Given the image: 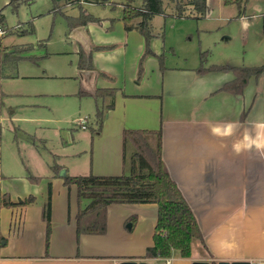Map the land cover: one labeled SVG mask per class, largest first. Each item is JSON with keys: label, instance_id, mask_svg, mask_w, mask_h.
Wrapping results in <instances>:
<instances>
[{"label": "crops", "instance_id": "obj_1", "mask_svg": "<svg viewBox=\"0 0 264 264\" xmlns=\"http://www.w3.org/2000/svg\"><path fill=\"white\" fill-rule=\"evenodd\" d=\"M12 1L0 0L6 19L14 13ZM54 8L33 19L53 15ZM102 19L101 26L72 32L67 27L62 49L46 52L45 45L46 49L32 53L44 57L37 65L22 62L17 79L0 81L4 94L0 107V192L13 202L36 198L30 206L0 208L4 238L0 264H120L128 260L252 264L264 260V158L254 151L237 155L232 150L253 122L264 119L249 117L248 88L241 96L222 91L234 79L230 70L196 72L201 53L209 51L211 55L212 47L217 49L222 43L192 40L184 44L186 40H161L154 33L152 49L157 54L165 52L166 71L160 70L157 59L149 58L144 78L137 83L144 40H131L138 32L127 33L120 15ZM112 19L116 23L112 24ZM100 28L116 37L96 40L94 32L99 33ZM91 44L117 46L93 56L96 69L114 81L79 71V47ZM223 57L226 61L208 59L207 67H232L228 54L224 52ZM97 89L117 90L115 106L98 134L92 131L96 102L79 95ZM84 118H88L87 129L80 126ZM227 122L239 125L233 136L211 135V127ZM126 130L162 131L164 163L193 210L204 239L193 240L188 258L178 251L169 258L146 257L158 223L155 204L111 205L105 235L77 236L76 216L90 201L80 203L77 187H66L64 177L55 176L51 166L57 162L72 177L129 175L135 148L130 142L124 144ZM25 134L43 144L32 143ZM28 176L40 179L39 183L31 182ZM49 185L52 218L47 251V224L42 214Z\"/></svg>", "mask_w": 264, "mask_h": 264}, {"label": "trees", "instance_id": "obj_2", "mask_svg": "<svg viewBox=\"0 0 264 264\" xmlns=\"http://www.w3.org/2000/svg\"><path fill=\"white\" fill-rule=\"evenodd\" d=\"M72 0L58 2L55 0V8L52 13L61 16L72 32L76 29L89 25L101 26L104 19L96 17L88 12L84 5H106L111 0H76L78 14H69L63 6ZM136 0H125L122 10V21L127 33L136 31L144 40V52L140 58L136 82L140 83L144 78L145 63L149 58L158 60L160 70L166 71L165 52L157 54L152 49L154 35L153 20L156 16L165 19H193L206 18L210 13L208 0H143L141 6H135ZM224 4L235 5L239 9V17L250 0H223ZM34 3V0H13L10 7L14 12L22 5ZM6 17L0 11V26L6 35L0 36V81L17 79L18 68L22 62L38 64L44 57L31 55L34 46L32 44L15 45L7 47L4 39L9 35L26 37L35 33L33 22L20 25V28L10 29L6 27ZM111 23H116L112 19ZM45 48L46 41H44ZM116 45L96 46L91 44L88 48L83 46L78 50V69L81 72L95 73L100 78L114 81V78L96 69L93 56L98 52L111 51ZM210 52L201 53V65L196 70L199 74L221 72L230 70L234 79L227 83L222 91L241 96L248 87L251 80H258L264 76V64L257 67H224L212 65L207 67ZM117 90L97 89L94 93L80 92V97H92L96 102L94 126L92 130L98 134L102 130L106 117L115 106ZM4 94L0 90V107L3 105ZM246 114H243L245 117ZM15 139H18L16 131ZM25 137L34 144L38 142L36 137ZM124 144L130 142L135 148L131 159V171L129 175L122 176H81L72 177L66 175L64 185L66 187L76 186L78 201L88 200L89 205L80 209L76 216V227L78 238L82 235H105L108 230L107 210L114 204H155L158 206V223L154 233V244L147 248L146 257L169 258L173 251H178L180 256L188 258L192 253V242L194 239L204 241L198 220L187 203L179 187L172 179L163 160L162 131L148 130H126L123 133ZM55 176H59L63 167L54 163L51 166ZM33 183H39L40 179L28 176ZM52 187L49 185L47 198L43 206V221L47 224L46 250H49L51 237L52 218ZM36 198L29 196L24 200L13 202L7 195L0 192V208L25 207L34 204ZM4 238L0 231V249Z\"/></svg>", "mask_w": 264, "mask_h": 264}, {"label": "rangeland", "instance_id": "obj_3", "mask_svg": "<svg viewBox=\"0 0 264 264\" xmlns=\"http://www.w3.org/2000/svg\"><path fill=\"white\" fill-rule=\"evenodd\" d=\"M143 0H136L135 6H141ZM210 13L202 19H165L156 16L153 20L154 33L161 40H186L184 44L192 40H209L222 43L221 47H212L210 60L226 61L223 53L228 54L232 67H257L264 64V0H250L239 17V9L235 5H225L223 0H208ZM54 0H34V3L22 5L18 11L7 15L6 27L20 28L17 25H25L33 22L35 33L26 37L9 35L4 39V45L32 44L36 53L48 45L46 52L62 49L64 36L67 35V26L61 16L44 15L53 7ZM64 10L69 14H78L76 0L64 4ZM89 13L99 18L122 17L125 0H111L106 5H84ZM9 14V13H8ZM52 14V13H51ZM244 17V19L242 18ZM245 20L251 25L246 30L243 28ZM116 28V27H115ZM101 29V28H100ZM102 30V29H101ZM101 32V33H100ZM94 32L96 40H106L107 37L115 38L116 34L106 31ZM160 32V33H159ZM66 33V34H65ZM114 33V32H113ZM5 36V35H4ZM143 40L138 33L132 35L131 40ZM94 39V38H93ZM44 40V41H40ZM95 40V39H94ZM222 40H229L221 42ZM224 43V44H223ZM175 49V46H174ZM174 53V52H173ZM33 56H36L32 54ZM38 57V56H36ZM247 96L250 97L248 115L250 118L264 119V76L258 80H252L247 87Z\"/></svg>", "mask_w": 264, "mask_h": 264}, {"label": "clouds", "instance_id": "obj_4", "mask_svg": "<svg viewBox=\"0 0 264 264\" xmlns=\"http://www.w3.org/2000/svg\"><path fill=\"white\" fill-rule=\"evenodd\" d=\"M242 26L246 30L251 25L245 20ZM238 127V124L227 122L224 125L211 127L210 133L216 137H231ZM232 150L237 155L245 150L254 151L264 158V122H253L251 128L245 130L242 138L233 143Z\"/></svg>", "mask_w": 264, "mask_h": 264}, {"label": "water", "instance_id": "obj_5", "mask_svg": "<svg viewBox=\"0 0 264 264\" xmlns=\"http://www.w3.org/2000/svg\"><path fill=\"white\" fill-rule=\"evenodd\" d=\"M56 1L63 2L65 0H56ZM65 176H66V171L62 170L60 172V177H65ZM120 264H149V263L147 261L128 260V261H123ZM193 264H213V263L212 262H208V261H196ZM218 264H251V263L220 261Z\"/></svg>", "mask_w": 264, "mask_h": 264}, {"label": "built area", "instance_id": "obj_6", "mask_svg": "<svg viewBox=\"0 0 264 264\" xmlns=\"http://www.w3.org/2000/svg\"><path fill=\"white\" fill-rule=\"evenodd\" d=\"M4 35H6V32L0 26V36L3 37ZM87 124H88V118H84L80 120V126L82 127V129H87ZM252 264H264V260L254 261Z\"/></svg>", "mask_w": 264, "mask_h": 264}]
</instances>
